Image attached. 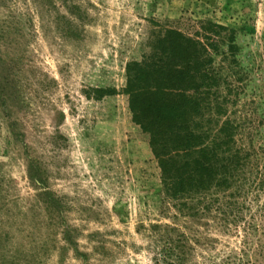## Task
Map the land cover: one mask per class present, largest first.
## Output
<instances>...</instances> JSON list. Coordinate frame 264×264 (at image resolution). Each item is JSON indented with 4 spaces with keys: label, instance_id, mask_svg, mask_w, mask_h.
<instances>
[{
    "label": "rangeland",
    "instance_id": "1",
    "mask_svg": "<svg viewBox=\"0 0 264 264\" xmlns=\"http://www.w3.org/2000/svg\"><path fill=\"white\" fill-rule=\"evenodd\" d=\"M203 21L236 30L223 118L264 172V0H0V264H264V188L178 211L123 92Z\"/></svg>",
    "mask_w": 264,
    "mask_h": 264
},
{
    "label": "trees",
    "instance_id": "2",
    "mask_svg": "<svg viewBox=\"0 0 264 264\" xmlns=\"http://www.w3.org/2000/svg\"><path fill=\"white\" fill-rule=\"evenodd\" d=\"M237 53L235 29L203 21L192 35L164 29L125 66L131 119L148 134L161 191L181 213L233 211L237 198L264 188V172L223 118L221 65Z\"/></svg>",
    "mask_w": 264,
    "mask_h": 264
}]
</instances>
